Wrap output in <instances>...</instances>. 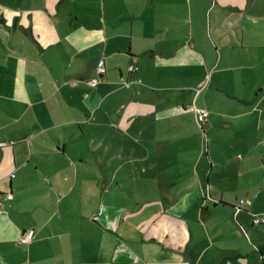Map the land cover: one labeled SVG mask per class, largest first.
I'll return each mask as SVG.
<instances>
[{
    "label": "crops",
    "instance_id": "0c3cea01",
    "mask_svg": "<svg viewBox=\"0 0 264 264\" xmlns=\"http://www.w3.org/2000/svg\"><path fill=\"white\" fill-rule=\"evenodd\" d=\"M30 3L0 5V264L147 263L112 241L135 169L190 194L136 241L157 264H264V0Z\"/></svg>",
    "mask_w": 264,
    "mask_h": 264
},
{
    "label": "rangeland",
    "instance_id": "374dc122",
    "mask_svg": "<svg viewBox=\"0 0 264 264\" xmlns=\"http://www.w3.org/2000/svg\"><path fill=\"white\" fill-rule=\"evenodd\" d=\"M4 2H6L11 7H28L31 5V0H0V5H2ZM88 84L90 86H94L88 81ZM123 158V157H122ZM118 168H121L118 166ZM124 170L117 171L116 175L117 177H121L123 175ZM132 177L129 180V182H132V186L129 187L125 184L119 183L117 187V190L119 191V194L123 193V197L130 198L129 202L126 201L125 204H127L128 207H132L135 210L131 213V217L128 219V222L123 224V222H119L117 229H116V238L113 239L115 243L120 238L124 237H131L133 240V250L137 252L138 256L139 253L144 255V258L147 259V263L145 264H157V261H162V259H166L165 252H159L154 249V242L149 241L147 243H141L137 244L136 241L138 240V237H141L143 233H147L149 238H152V232L151 228H153L152 224L159 218V214H168L172 215V213L176 215H184L189 214L193 212V208H190V194L188 190H184L182 186L177 187L179 192L175 194L179 198L177 202H171V200H167L166 197L169 195V191L172 186L168 185H162L161 182L154 181L153 176V170H148L147 173H144L140 171L139 169L132 170ZM102 174V172H101ZM125 189H129L132 191V195L129 194ZM176 190V187H174ZM121 192V193H120ZM167 193V195H166ZM148 194L149 196H158L159 198L148 200L146 202L143 201V195ZM161 195V196H160ZM163 195V196H162ZM164 197V198H163ZM204 202V201H203ZM118 203V201L116 202ZM145 217V218H144ZM182 217V216H181ZM144 218V219H143ZM87 223V222H86ZM148 225V226H147ZM151 226V227H150ZM129 229L130 236L127 234L126 230ZM142 228V229H141ZM139 235V236H138ZM111 241V240H110ZM175 253V254H174ZM164 254V255H162ZM109 251L108 250H101L99 255L100 262L108 260ZM171 256L178 257L180 259L183 258V254L180 252V254L173 252L171 253ZM158 258V260L156 259ZM169 258V256H168ZM157 260V261H156ZM153 262V263H152ZM164 263H166V260H163ZM118 264V263H117ZM132 264H139V263H132ZM179 264H191V261H181Z\"/></svg>",
    "mask_w": 264,
    "mask_h": 264
},
{
    "label": "built area",
    "instance_id": "2783aa9c",
    "mask_svg": "<svg viewBox=\"0 0 264 264\" xmlns=\"http://www.w3.org/2000/svg\"><path fill=\"white\" fill-rule=\"evenodd\" d=\"M95 69H96V72L99 73L100 75H102L104 73L105 67L103 65L102 59L99 61V63L97 64ZM134 70H135V67L130 65L128 67V74L130 75ZM98 81H99L98 77H91L89 79V82L93 85H95ZM122 82H123L124 86L128 87L131 84L132 80L130 78H128V79H124ZM137 82H140V79H137ZM208 114H209V112L205 109H199V108L195 109V118L199 124L204 123L207 120ZM11 198H12V194L10 192H5V193L0 192V202L4 201V200L11 199ZM252 223L253 224L264 223V216H262L258 213H254L252 215ZM33 234H34L33 229L26 230L22 234L20 241L21 242H28L32 238Z\"/></svg>",
    "mask_w": 264,
    "mask_h": 264
},
{
    "label": "trees",
    "instance_id": "16d2710c",
    "mask_svg": "<svg viewBox=\"0 0 264 264\" xmlns=\"http://www.w3.org/2000/svg\"><path fill=\"white\" fill-rule=\"evenodd\" d=\"M259 251H260L261 254H264V244L261 245V247L259 248Z\"/></svg>",
    "mask_w": 264,
    "mask_h": 264
}]
</instances>
